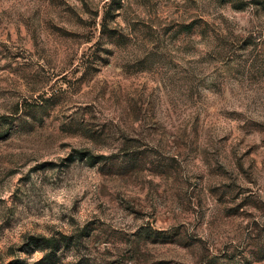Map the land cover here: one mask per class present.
I'll use <instances>...</instances> for the list:
<instances>
[{"label":"rangeland","instance_id":"rangeland-1","mask_svg":"<svg viewBox=\"0 0 264 264\" xmlns=\"http://www.w3.org/2000/svg\"><path fill=\"white\" fill-rule=\"evenodd\" d=\"M264 264V0H0V264Z\"/></svg>","mask_w":264,"mask_h":264},{"label":"trees","instance_id":"trees-1","mask_svg":"<svg viewBox=\"0 0 264 264\" xmlns=\"http://www.w3.org/2000/svg\"><path fill=\"white\" fill-rule=\"evenodd\" d=\"M40 239V238H39ZM55 240L52 238H42L34 243L35 247H39L42 250H48L43 258V261L48 264H54L53 256L54 253L59 249L58 245L55 244Z\"/></svg>","mask_w":264,"mask_h":264}]
</instances>
